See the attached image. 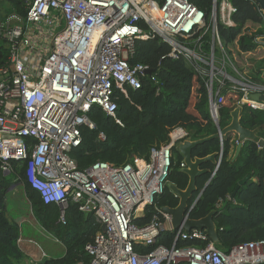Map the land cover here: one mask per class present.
Listing matches in <instances>:
<instances>
[{"label": "built area", "instance_id": "obj_1", "mask_svg": "<svg viewBox=\"0 0 264 264\" xmlns=\"http://www.w3.org/2000/svg\"><path fill=\"white\" fill-rule=\"evenodd\" d=\"M235 13L230 0H211L207 12L191 0H32L25 19L11 15L0 21V38L10 46L8 63L0 68V173L9 175L13 163H22L24 181L43 204L58 206L61 225L69 200L99 222L101 232L85 247L88 264H264V241L224 253L198 230H179L174 241L208 240L204 247L173 244L135 252L134 244L151 245L161 233L174 231L161 209L145 227L133 221L163 193L171 150L190 140L183 128H173L166 143L151 148L148 160L134 158L121 166L97 162L80 171L69 156L80 145L81 129H94L87 118L92 107L120 125L113 90L127 96V88L140 89L146 76L156 83L147 66L130 63L137 41L160 40L169 47L168 58L192 68L207 91L214 123L225 96L235 108L264 111L263 101L250 98L264 95V50L240 53L249 58L237 68L232 50L229 54L221 43L219 26L235 28ZM43 30H49L46 46L31 36ZM98 139L103 141V134Z\"/></svg>", "mask_w": 264, "mask_h": 264}, {"label": "trees", "instance_id": "obj_2", "mask_svg": "<svg viewBox=\"0 0 264 264\" xmlns=\"http://www.w3.org/2000/svg\"><path fill=\"white\" fill-rule=\"evenodd\" d=\"M191 1L204 12L210 9L211 0ZM230 1L236 9L233 17L235 28L219 26V36L225 50L229 51V47L233 50V46L240 54L254 49L255 39L264 36V29L258 17V7L251 0ZM31 2L2 0V19L6 20L9 15L25 19ZM9 47V42L0 38V68L8 63ZM168 52L169 47L157 39L135 43L130 63L147 66L156 83L146 76L141 79L140 89L127 88V96L113 90L112 101L116 105L115 115L120 125L99 108L89 110L87 118L94 129L83 127L79 147L69 154L76 161L78 170L83 171L97 162L121 166L132 163L134 158L148 160L150 149L166 143L169 132L175 127L183 128L189 139L196 141L216 134L217 126L224 129L229 124L230 113L235 106L227 105L233 98L225 96L217 124L214 123L208 114V95L201 78L183 61L168 58ZM192 99L197 115L190 111ZM239 122L242 128L254 131L256 139L264 140V111L243 106ZM99 134H103V141L98 139ZM234 146L235 141L226 135L222 140L212 139L192 150L193 158L214 154L220 159L216 169L210 162L200 166L207 173L196 179L197 190L203 191L191 209L189 219L199 220L214 212L213 223L218 239L216 247L224 253L240 244L264 241V148L259 149L257 141H246L237 159L232 161ZM182 162L183 157L173 148L167 184H173L179 190H184L188 184V177L181 172ZM13 167L14 171L9 175L0 173V264H88L90 258L85 247L101 232L99 222L91 214L80 212L79 205L69 200L65 210L66 223L61 225L58 222V206L43 204L37 192L26 184L22 163H13ZM247 177V181L237 188ZM207 181L209 183L204 188ZM19 183L23 184L25 197L38 226L64 246L62 257L26 263L27 257L18 246L19 226L10 221L5 208L8 190ZM232 194L234 197L230 199ZM178 201L177 196L165 187L155 203L133 221L134 225L145 227L157 214V209L175 208ZM159 219L163 221L160 215ZM177 232L161 233L151 245L134 244V250L144 255L158 246L204 247L208 243V240L195 239L175 242Z\"/></svg>", "mask_w": 264, "mask_h": 264}, {"label": "water", "instance_id": "obj_3", "mask_svg": "<svg viewBox=\"0 0 264 264\" xmlns=\"http://www.w3.org/2000/svg\"><path fill=\"white\" fill-rule=\"evenodd\" d=\"M262 12L264 16V0H251ZM17 42L18 40H14ZM264 43L263 39H259ZM148 75L151 74V71L146 72ZM250 98L255 101H263L264 95L251 94ZM240 109L235 108L230 113V122L224 129H219L217 126V133L196 141H185L177 146V151L183 157L184 168L181 169V172L188 177V184L184 190H179L173 184L168 183L166 187L178 198V205L175 208L162 207L161 211L166 215H169L172 219V229L174 231H183L185 234H189L191 230H198L204 232L206 237L213 245L216 247L218 243L217 234L215 232V226L213 223L214 212L209 213L206 217L199 220L189 219V213L191 209L197 203L203 190L198 191L196 188V179L197 177L206 174L207 170L200 169V166L203 163L210 162L215 165V169L219 166L220 159L216 158V155H209L205 158H193L192 150L198 145L203 144L204 142L210 141L212 139H219L226 135L236 136V151L232 158V161H235L240 153V150L246 141H257V146L259 149L264 148V140L256 139V134L254 131H250L241 127L239 122ZM217 124V123H216ZM248 177L241 181L237 188L240 185H243L247 181ZM209 181L205 184L204 188L208 185ZM13 188V187H12ZM10 188V190L12 189ZM8 190V192L10 191ZM234 194L230 196V199H233ZM217 248V247H216Z\"/></svg>", "mask_w": 264, "mask_h": 264}, {"label": "rangeland", "instance_id": "obj_4", "mask_svg": "<svg viewBox=\"0 0 264 264\" xmlns=\"http://www.w3.org/2000/svg\"><path fill=\"white\" fill-rule=\"evenodd\" d=\"M0 20L1 22H4L5 19H2L4 16L3 11L0 12ZM11 15L7 16L6 18L10 17ZM9 25L10 26H17L19 25V22L16 21H9ZM31 36L35 39H37L38 41L42 42L41 46H43V44L46 46L47 45V40H48V36H49V30H43V32H40V34H31ZM263 39V38H262ZM41 46L38 47V49L36 50V56L38 57L36 59V63L40 64V60L39 58H41ZM231 48L229 47V50ZM232 52L231 53L233 56L232 58V64L235 65V67L240 68L242 67V65H244L246 63V60L249 57H244L241 54L237 53V49H235V47L232 46ZM255 50H264V43H262L261 41H258L257 44L254 46ZM44 53V52H43ZM45 55V53H44ZM217 55H219V53L217 52ZM263 55V56H262ZM261 56L264 57V53ZM235 59V60H234ZM248 70V69H246ZM258 77H262L260 76V73H258ZM229 94V93H228ZM226 94V95H228ZM194 103V100H191V106L192 107ZM233 100H231L227 106H233ZM5 208H6V214L7 217L10 219L11 222L16 223L18 226L20 225V234L22 235V233L24 234V236L28 235L29 238V245H31L34 249L37 250V256L36 259H39V262L42 261V251L43 250L49 258H57L59 256V250L63 251L65 250L64 246L62 244H60L55 238H53L50 234H48L47 232L43 231L40 227H38V225H36L34 223V221L32 220V213L30 210V205L25 197L24 194V188H23V184L19 183L15 186L14 190H10L5 198ZM30 221V225H28V222ZM22 222V223H21ZM32 227H35V230H32ZM32 233V234H31ZM20 237V236H19ZM22 239L24 240V238L22 237ZM19 241V240H18ZM34 243V244H33ZM23 241L20 240L18 246L20 249L23 248ZM65 252H60V255L63 254ZM27 259V258H26Z\"/></svg>", "mask_w": 264, "mask_h": 264}, {"label": "crops", "instance_id": "obj_5", "mask_svg": "<svg viewBox=\"0 0 264 264\" xmlns=\"http://www.w3.org/2000/svg\"><path fill=\"white\" fill-rule=\"evenodd\" d=\"M264 52H262L261 53V55L263 54ZM263 56V55H262ZM190 111H191V113H193V114H196L197 115V112L193 109V107L190 109ZM231 136V138L235 141V146L233 147V150H232V152H231V160H232V158H233V156H234V153H235V151H236V140H237V138H236V136H234V135H230ZM12 188V187H11ZM14 188H15V186L11 189V190H14ZM31 217H32V220L34 221V223L36 224V225H38L37 224V222L35 221V219L33 218V216L31 215ZM22 223V222H21ZM30 223V221L28 222V225H30L29 224ZM39 227V226H38ZM19 230H20V225H19ZM32 230H35V227H32ZM32 234V233H31ZM22 237L24 238V240L22 239ZM28 239H30L29 238V236L28 235H26V236H24V234L22 233V235H20V237H19V240H21V241H23V243H24V245H23V248L21 249V251L24 253V255L27 257V259H26V263H29V262H38L39 261V259H36V256H37V250L36 249H34L31 245H29L30 243H29V240ZM31 240V239H30ZM34 244V243H33ZM42 251V259L43 258H48V255L43 251V250H41ZM60 252H65V250H63V251H60L59 250V256L57 257V258H59V257H62L63 255H64V253L63 254H61L60 255ZM44 256V257H43Z\"/></svg>", "mask_w": 264, "mask_h": 264}]
</instances>
